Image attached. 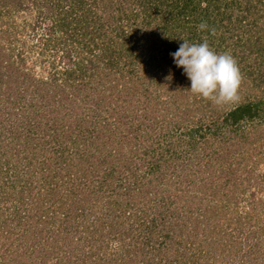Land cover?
<instances>
[{"label": "trees", "instance_id": "16d2710c", "mask_svg": "<svg viewBox=\"0 0 264 264\" xmlns=\"http://www.w3.org/2000/svg\"><path fill=\"white\" fill-rule=\"evenodd\" d=\"M202 22L207 28L198 30ZM181 38L189 43L207 40L216 52L229 53L236 59L243 75L241 101L238 106L212 105L202 109L198 105L196 109L201 113L194 116L195 120H189L194 109L189 110L186 106L171 112L186 123L183 128L177 124L178 130L174 132L169 125H163L156 136H151L150 131H154L155 125H161V122H156L157 114L153 110L149 111L152 114L147 113L154 102H160V98H156L168 95L176 110L182 102L181 97L185 96L187 85H191L183 68L177 67L170 55L183 43ZM44 54L52 55L51 59L45 60ZM28 61L30 66L26 64ZM40 62L42 71L38 72L35 69ZM167 67L172 70L171 73H165ZM157 73L161 78L154 77ZM170 75H174L177 89L162 82ZM153 91L158 93L155 95ZM114 94H123V102L113 103L109 97ZM175 95H179V100L174 101ZM133 98L137 104L142 103L140 99L144 101V110H141L146 112L143 119L151 117L150 124L141 125L130 116L132 108L127 110V107ZM152 99L156 100L153 102ZM26 101H29L28 104ZM97 106H100L99 112L103 115L100 121L93 118ZM170 106L165 111L170 112ZM51 114L55 121L61 122L58 135L62 138L70 136L64 140L81 144H74L81 146L74 153L78 162L72 168L71 162L63 161L57 175L55 169L51 172L50 167L43 168L40 163H45L46 159H40L42 154L38 156V149L34 147L37 144L36 133L41 129H46L47 133L51 130L48 120ZM21 116H26L28 121H23ZM36 116L44 124L36 120ZM161 116L166 123V113L162 112ZM171 120L173 124L177 121ZM261 121L264 122V0H0V187L17 189L24 182H29L33 174L42 178L30 202L33 205L31 219L41 225L45 236L41 241L42 233L39 231L40 235L32 240L31 246L22 245L17 251L26 253L22 249L30 247L27 252L33 253V256L46 251L47 254L41 255V264L48 259L52 264L64 262L60 257L67 255L64 251L67 238L72 229L78 227V221L71 218V215L76 217L73 211L81 214L83 210L87 215L92 210L90 206L96 201L86 205L88 191L83 192L82 185L74 187L75 183H82L90 168L108 167L97 177L98 187L104 186L109 191L108 198L114 194L113 198L117 195V199H123L129 186L141 188L145 175L152 170L169 175L177 173L173 170L175 162L169 157L180 158L181 155L180 169H184V161L189 165H201V171L204 167L213 168L216 163L226 165L221 185L227 187L231 183L235 191L243 190V184L241 186L232 178L239 174L234 153L245 152L248 157L250 154L264 156V146L249 147L256 139H249L244 130L246 124H251L253 130L258 129ZM160 135L167 147L156 154V149H150V143L160 140ZM61 141L44 150L41 148L42 153L49 150L62 156L60 152L66 151L69 146L62 147ZM89 141L93 143L91 147L88 146ZM136 149L146 157L143 159V170L139 165L131 164L130 159L136 154ZM165 151L168 156L163 153ZM159 154L162 156L160 159L161 156L157 157ZM124 160L128 161L126 170L130 167L129 177L136 181L133 186L123 179ZM37 164L40 165L39 172L37 169L34 171ZM190 173L195 179L192 183L199 179L205 181L199 168ZM218 176L219 172L208 171L205 179L209 177L210 184L216 182ZM258 177L264 182V170L257 174ZM245 178L240 181L243 183ZM114 179L116 184H113ZM213 187L219 191V185ZM263 190L264 186L260 191ZM84 194L87 196L84 197ZM59 195H62L61 203L55 198ZM49 199L51 205L56 204L48 213L42 208H46ZM262 199L251 193L249 205L257 217L264 211ZM35 207L39 210H34ZM214 210L217 211L216 204L212 208L213 213ZM111 211H106L105 218L111 216L115 226L124 223L126 219L119 216L120 210L118 213ZM155 212L156 209L150 208L144 219L139 212L134 214L133 219L126 220L128 228L139 230L142 226V241L128 242L125 235L114 233L99 244L106 237L102 234L100 240H88L91 246L99 248L98 251L86 250L72 255V264H167L175 254L173 262L176 264H208V261L211 264L215 252L213 245L219 247L216 235L219 230L216 234L211 233L216 224L210 228L208 223L204 224L205 227L193 225V230L188 229L186 235L179 233L176 239L169 230L163 229L168 227L163 226L166 223L161 220L159 211L155 219L146 217ZM0 216L5 219L0 218V236L8 237L0 242L3 243L0 264H14L13 258L9 260L12 262L4 261V258L12 249L20 247L21 242L9 230V215L4 217L0 209ZM29 217L26 223H29ZM252 223L248 224L254 228L251 239L256 240L262 226ZM170 224L178 225L176 221ZM99 225V231H102L103 223ZM113 225H107L105 231L109 232ZM27 228H30L29 225L23 228V236L27 235ZM152 228L156 230L151 231ZM191 241H195L197 247L202 246L207 254L205 260L199 261V255L191 252L190 249L195 246ZM41 245H45V250L40 248ZM257 260L255 255L253 261ZM223 261L221 258L220 262Z\"/></svg>", "mask_w": 264, "mask_h": 264}, {"label": "rangeland", "instance_id": "374dc122", "mask_svg": "<svg viewBox=\"0 0 264 264\" xmlns=\"http://www.w3.org/2000/svg\"><path fill=\"white\" fill-rule=\"evenodd\" d=\"M12 15L14 16L15 14L12 12ZM42 28H44L42 26ZM42 30V29H40ZM45 60L49 61L52 57L47 56L44 54L43 56ZM32 58V57H31ZM33 59V58H32ZM31 62H27L26 64H29L30 66ZM168 68V67H167ZM36 71L40 72L42 71V62H40L39 65L36 66ZM37 72V73H38ZM159 72H164V71H159ZM172 70L169 68L165 70V73H171ZM45 73V71H44ZM157 79L161 78L160 74H155ZM170 78H163L164 81L167 84H171L170 88L177 89L178 86L175 82V77L174 75L168 76ZM174 77V78H173ZM173 78V79H172ZM121 81V79H120ZM184 82V80H183ZM188 86V89L185 91V96L181 97L182 102L178 104V108L174 110V103L172 102V99L168 96L165 95V97L159 96L156 99L160 98V102H154L156 99L153 100L152 104V109L147 110V113L152 114V112H149L153 110V113L157 114V120L156 122H161L160 127L158 125H155L154 131H150L151 136H156L157 132H159L161 126L163 125H169L168 127L171 128L174 132L177 129V124L180 125L182 128L184 124H186L183 120L179 118L177 114H172L171 112L179 111L182 108L186 107L187 109L191 110L194 109V113L192 114L193 116L190 117L189 120H193L194 116L197 117L199 110L196 108L198 105L202 106V109L205 108L206 106H214V104L211 101L205 100L201 97H198L190 92V86ZM152 91V90H150ZM149 91V92H150ZM153 94H157V92H152ZM166 93V92H162ZM152 94V95H153ZM176 96V95H175ZM179 95H177L174 99L179 100ZM111 101L113 103H122L123 100V94H114L113 97L110 96ZM166 100V101H163ZM130 100V98H129ZM142 103L137 104L135 103L134 98L129 101V106L127 107V110L131 107L132 111L130 112V116L134 119L137 120L141 125L143 124H150L151 123V117L144 118L143 119V114L146 111H142L143 109V103L144 101L140 99ZM184 100H187L185 103ZM29 101H26V104H28ZM163 102H165L163 104ZM177 103V102H175ZM170 106V112L165 111V109L168 105ZM99 107L97 106L96 111L93 113V118L94 120L100 121L102 119V114L99 112ZM94 108V107H93ZM154 108H159V110L154 109ZM173 110H172V109ZM26 110V108H24ZM142 109V110H141ZM32 109H29L31 111ZM197 110V111H196ZM201 111V110H200ZM162 112L166 113V123L162 121ZM132 113V115H131ZM57 115V114H56ZM172 115V116H171ZM23 121H28L25 118L26 116L23 117L21 116ZM28 119V118H27ZM36 120H40L38 116L35 118ZM171 119H176L177 121L175 124H173ZM34 120V119H33ZM49 122L51 123V130H49L47 133L46 129H41L36 133V139H37V144H35V148L38 149L37 153L38 156L39 154H42L43 158L40 159H46L45 163H40L43 168L50 167L51 172L55 169V175H57V171H59L63 164V161H67V163H72L73 165L71 166L72 168L74 167V164L77 161V156L74 154L75 152H78L81 148V146H74V144L81 145L80 143H75V141L68 140L65 141L64 139L70 138V136H66L64 138L60 137L58 135V132L60 131L61 122L59 120H54L53 115L51 114L48 117ZM195 120V119H194ZM42 123L43 121L40 120ZM113 123L114 121H111ZM163 122V124H162ZM169 122V123H168ZM208 122V120H207ZM44 124V122L42 123ZM261 125L258 127V129L253 130V127H251V124H246L244 126V130L247 132V137L249 139L255 138L256 140L253 141V145L251 146H258V148H261L264 146V122L261 121ZM46 127V126H45ZM44 127V128H45ZM259 129L261 132L259 133ZM65 130V129H64ZM252 131V132H251ZM31 135L32 132H29ZM161 136V135H160ZM159 136L158 141H152L153 143H150V149L154 148L156 149L158 154L160 151H162V148L165 149L167 147V144L164 140V138ZM127 138H132L127 137ZM62 140V141H61ZM62 142V147H67L66 151L60 152L62 156L59 157L58 153H55L54 151H43L42 153L41 148L46 149L50 145H56L58 142ZM155 142V143H154ZM93 143L91 141L88 142V146L91 147ZM126 144V143H125ZM156 144V145H155ZM158 144V145H157ZM87 146V147H88ZM128 146V145H127ZM132 146V145H130ZM149 147V146H147ZM154 149L152 150L154 152ZM165 153V156H168V153ZM44 154V155H43ZM181 154H179L180 156ZM235 160L234 162H237V172L236 175L232 178L235 179V181L238 182L242 186H244L243 190L241 191L240 189L235 191L232 189V184L230 186L228 185L227 187H224V185H221V178L223 176V173H226L227 166L224 164H215L213 168L210 167H204V172L201 171L202 166L201 165H189L187 161H184L186 165L182 166L184 169H180V163L182 161L183 155L180 156V158H175L173 156L169 157V159L173 160L175 162V165L173 170L176 171L177 173L173 172L171 173L172 175H169L163 171L161 173L160 170L155 172L154 170L148 172L143 180V185L141 188H133L131 186L128 187L126 190L127 196H124L123 199H117V195L113 198V196L110 194V197L108 198L109 191L104 189V186L98 187V179L97 177L101 176V173L106 170L108 167L104 169V167L99 168L98 170L90 168L89 173L83 178L82 183L78 184L75 183L74 187L76 185H82L81 188L83 189V192H87L89 194V200L88 203H84V205H88L89 203L96 201L94 204L90 206V210L87 215L85 212L82 210L81 214L79 211L74 210L73 213H75L76 217L71 215V218H74L78 221L77 228L72 229V234H70V237L67 238V243L66 246L64 247V251L67 252L66 256H61L60 258L64 260V262H59L58 264H72V260L70 259L72 255H78L80 253H84L86 250H93V252H97L98 249L96 245L91 246L88 240L91 238L92 239H97L100 240L102 239V234L103 236H106L105 239L101 240L99 244H102L103 241L105 242L106 239L109 238V236H112L114 233L117 234H122L125 235V240L128 242H134V241H142V226H140L141 229H136V227H131L128 228L125 224L127 223L126 220L128 219H133L134 214L138 215V213L142 212L144 219V215L148 212L150 208H154L157 210L154 214L150 213L147 215V218L155 219L158 211L162 215V221L166 223L168 228H163L165 230H169V233H172L174 237L177 239V235H186L188 232V229L193 230L192 226L195 225L197 227H205L204 224L208 223L209 227H213L216 224V227L213 228V231L211 232L212 234H216V231L219 230L218 237V244L219 247H214L215 252H214V258L212 259L211 264H264V211L261 213L260 216L257 217V214L254 213L253 209L249 205V200L251 198V193L255 194L256 196L262 197L264 201V190L261 192L260 190L264 186V182L262 180H259L260 178H257V174H261L262 171L264 170V156L259 155V154H250V157H248V154L245 152H236L234 153ZM161 156L159 154L157 157ZM74 157V158H73ZM162 158L159 157V159ZM259 158V160H258ZM143 159H146L145 155L143 152L138 151L136 149V154L134 157H132L131 164L132 165H139L140 169L143 170V164L145 163ZM70 163V164H71ZM126 163L128 161L124 160V171L122 172L123 174V179L127 183H132V186L135 184L136 181L132 180V177H129V169L126 170ZM69 164V165H70ZM246 164V165H245ZM109 165V164H108ZM130 165V164H129ZM35 166V165H34ZM187 166V167H186ZM225 166V167H224ZM38 168H40V165L37 164V167L34 168L37 169L39 172ZM163 169L162 167H160ZM199 168V171L202 172L200 175L204 176V182H201V179L197 180V182L192 183V180H195L190 172L197 171ZM224 168L225 170L223 171ZM27 170L31 171V168H28ZM73 170V169H72ZM116 171V169H114ZM182 171V172H181ZM208 171H216V173L219 172V178L216 177V182L214 183H208V178L206 177ZM250 171V172H249ZM36 172V173H38ZM94 172V173H92ZM33 173V171H32ZM117 173V172H116ZM199 173V172H197ZM249 173V175H247ZM31 180L29 182H24L19 188L17 189H4L3 187H0V209L3 211L4 217L9 215V220L7 222L10 225L9 230L11 231L12 236L21 242L20 247H16L13 251L11 250L9 254L6 255L4 258V261L12 262L9 261L11 258H13V263L14 264H33V262H36V264H41L42 260V254H47L46 251L40 252L37 255H32L33 253L27 252L30 251V247H26L22 250L26 251V253H21L20 251L17 252L20 248L23 246H31L32 240L36 237L38 238V235H40V232L43 235V229H41V225H37V221L35 219H31V212H33V207L32 203V197L33 194L36 190V187L42 183V178L39 175L33 174ZM72 177H75V175L72 174ZM192 177V178H190ZM242 177H246L245 181L242 183L240 180ZM248 177V178H247ZM35 178V179H34ZM56 179L58 177H55ZM54 178V179H55ZM190 178V179H189ZM198 178V177H197ZM55 179V180H56ZM100 180V179H99ZM259 180V181H258ZM234 181V184H235ZM141 182V181H140ZM58 183V181H57ZM116 180L114 179L113 184H116ZM126 183V184H127ZM59 185V183L57 184ZM220 186L219 191L217 192V188H214L213 186ZM56 188V187H55ZM213 188V192H212ZM242 188V187H241ZM114 192V191H113ZM111 193V192H110ZM133 195H132V194ZM211 193H213L211 197ZM27 194V195H26ZM62 194V193H61ZM68 194V193H66ZM69 195V194H68ZM45 198L47 199V194H45ZM60 197H56V201L62 202V195H59ZM84 197L87 196V194L83 195ZM108 203L110 199H112ZM116 198V199H115ZM139 198H142L141 201H138ZM164 200H161V199ZM67 200V197L65 198ZM50 200H48L46 208V212L49 213L52 207L55 206L56 203L51 205ZM55 201V202H56ZM133 201V202H132ZM34 204V203H33ZM216 204L217 211L214 210V213L212 212V208ZM264 205V204H263ZM158 206H160L158 208ZM45 207V205L43 206ZM220 207V208H219ZM106 208V209H105ZM36 211L39 210V208H34ZM41 209V208H40ZM111 209H114V211ZM120 210V211H119ZM86 211V210H85ZM106 211L109 213H120V217L125 216L126 220H123L124 223L117 224L116 226L113 225L114 223L111 220V216H106ZM43 212V211H42ZM40 212V213H42ZM191 212V216H190ZM40 213H37L38 216ZM96 213L101 214L100 216L95 217ZM129 215H128V214ZM139 213V214H140ZM127 214V215H126ZM30 215V221L29 223H26L25 220H27V216ZM80 215V216H79ZM112 215V214H109ZM122 215V216H121ZM3 220H5L3 217L0 216ZM10 218H13L10 220ZM19 218V219H18ZM100 218H103V220H100ZM18 219V220H17ZM124 219V218H123ZM120 219L116 221V223L119 222ZM122 220V219H121ZM148 220V219H147ZM98 223L96 224V222ZM109 221V222H107ZM171 221H176L178 225H173L170 224ZM253 222V223H252ZM99 223H103L102 226V231H99ZM252 225H258L262 226L260 230V235L256 240L251 239V232L254 230V228L248 226V224ZM113 225L110 229L109 232L105 231V227L107 225ZM2 225L1 219H0V226ZM26 225H29L30 228H27L26 236H23V228L26 227ZM159 226V227H163ZM36 229H35V228ZM95 227V228H94ZM133 228V230H132ZM158 228V226H157ZM217 228V229H216ZM154 231L156 228H152ZM207 230V229H206ZM40 231V232H39ZM133 234V236L131 235ZM136 234V236H134ZM250 234V235H249ZM7 235L10 237V234L7 233ZM100 236V237H99ZM8 237L1 235L0 236V242L6 241ZM28 238V239H27ZM27 239V240H26ZM26 240V241H25ZM42 241V240H41ZM195 245L192 247L190 250L191 252H194L195 255H199V261L205 260L207 257V254L205 253L204 249L201 248L202 246L196 245L195 241H191ZM3 243H0V249L2 248ZM46 245V244H45ZM45 245H41L40 248L43 249ZM203 245V244H202ZM174 245H172L173 247ZM237 251H235V249ZM79 247V248H78ZM222 252H224V256L222 257ZM221 253V254H220ZM257 256L258 260L253 261V258L255 255ZM258 254V255H257ZM171 255V254H170ZM176 255V254H175ZM174 255V256H175ZM172 256V255H171ZM174 256L171 257V260L167 262V264H176L174 263ZM33 258V259H32ZM221 258L224 260L222 263L220 262ZM251 259V261H249ZM256 262V263H255ZM45 264H52L51 260H45ZM43 264V263H42ZM182 264V263H181ZM209 264V261H208Z\"/></svg>", "mask_w": 264, "mask_h": 264}, {"label": "clouds", "instance_id": "9594fccd", "mask_svg": "<svg viewBox=\"0 0 264 264\" xmlns=\"http://www.w3.org/2000/svg\"><path fill=\"white\" fill-rule=\"evenodd\" d=\"M206 28L204 22L198 25V30ZM181 39L183 43L170 55L190 80V92L216 106H238L243 75L236 59L229 53L216 52L207 40L189 43Z\"/></svg>", "mask_w": 264, "mask_h": 264}]
</instances>
